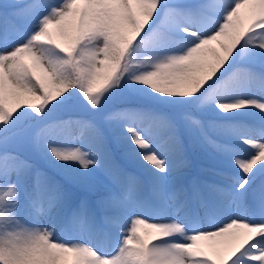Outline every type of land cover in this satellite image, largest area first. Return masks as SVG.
<instances>
[{"label":"snow or ice","instance_id":"1","mask_svg":"<svg viewBox=\"0 0 264 264\" xmlns=\"http://www.w3.org/2000/svg\"><path fill=\"white\" fill-rule=\"evenodd\" d=\"M124 90L186 109L111 111L115 139L83 117L45 122ZM184 136L214 170L180 171ZM34 155L111 183L72 201ZM0 264H264V0L0 5Z\"/></svg>","mask_w":264,"mask_h":264},{"label":"rangeland","instance_id":"2","mask_svg":"<svg viewBox=\"0 0 264 264\" xmlns=\"http://www.w3.org/2000/svg\"><path fill=\"white\" fill-rule=\"evenodd\" d=\"M11 2H12V0H0V5L10 4ZM246 11H247V9H241L242 14L246 13ZM189 39L190 38L183 37V35L181 34V36L178 38V42L183 43V44H187ZM127 93H128V96L130 97L131 95L129 94L128 90L120 91L119 95H120V97H122V96H126ZM71 98H74V97H71ZM38 102L39 101H36L37 104H38ZM108 106H109V104L107 101L104 104L103 108L99 112H95V116H92L93 112L87 111L82 106L81 101H78L74 104V106L72 108V111L74 112V114L69 115L67 117V119L83 117L85 119L93 120L96 123L95 118L99 117V118H101L102 123H104L103 127H107V128L110 127L111 128V130L113 131L112 138L115 139V137L118 136L123 131V127H122V124H117V123L108 124L104 121V116L107 115L109 112L113 111V109H110L111 107H108ZM129 107H137V106L134 105V106H129ZM166 107H168V106H166ZM179 107L180 106H176V107H172V108L179 109ZM25 108H27V107H25ZM139 108H142V109L148 110V111H152V110H149L147 108V106H145V105H142ZM184 108H186V106H184ZM153 111L156 112V110H153ZM181 112H183V110H179V112L175 113V114H177V117L180 115ZM169 115H171V114H169ZM232 115H237V114H232ZM171 116L174 117V115H171ZM31 126H29V127H31ZM97 126H98V124H97ZM185 153H186L187 158L189 160L190 167H189V169H185V168L181 167L180 168L181 172L187 171V173L189 175H194L201 167H208V168H211L213 170L216 167L215 164L213 163L211 157L208 155V152L205 149L199 148V149H194V151H193L192 149H187L185 147ZM35 156L36 155H34L33 157H35ZM39 161H40V159H39ZM39 165H41L40 162H39ZM48 165H49V162H48ZM50 165L54 166L51 163H50ZM60 171H61V176H62V180H63V182L60 184V186H61V188H63L65 190L66 193H68V195L72 201L77 200L78 192L85 194V195L94 194L93 191L88 189L89 184H110L111 183L110 178L107 175H105L104 173H101L99 171L95 172L91 178L86 179V180L78 177V175H77L78 168L77 169L60 168ZM207 177H208V179H215L212 172H209L207 174ZM47 179L49 180L48 177H47ZM50 182H52V181H50ZM172 190L173 189H167L166 191L170 194ZM148 197H150L151 201L154 203L159 202L156 195L152 194L150 189L148 192ZM168 207L170 209L174 210L177 208V204L175 201L169 200L168 201ZM105 214H106V210L104 208H101L99 211V221H98L99 226L107 227V225L104 223ZM149 222H151V218H150Z\"/></svg>","mask_w":264,"mask_h":264},{"label":"trees","instance_id":"3","mask_svg":"<svg viewBox=\"0 0 264 264\" xmlns=\"http://www.w3.org/2000/svg\"><path fill=\"white\" fill-rule=\"evenodd\" d=\"M80 101L78 97H74V98H70L68 101L59 104V106L54 109L47 117H46V121L45 122H54V121H59V120H65L67 119V117L71 114H74V112L72 111V108L74 106V104L76 102ZM39 104V102H38ZM109 106L111 107L110 109L117 110L123 107H129V106H137V107H141L142 105L147 106V108L149 110H156V112H165L167 114H171L174 115V117H177V112H179V110H185L186 108H184V106H180L179 109L176 108H172V107H166V106H160V105H156L151 101H146L145 99H139L137 97H135L134 95H131L130 97L128 96V93L126 94V96H122L120 97L119 92L117 94L116 97H113L112 99H110L108 101ZM27 111H31L28 108H25V112ZM174 111V112H173ZM174 113V114H173ZM92 116H95V113L92 114ZM96 123L98 124V126L102 129H104L106 131V133L112 137L113 135V131L111 130L110 127H103L104 123H102L101 118H95ZM22 123L24 124L25 127H29L33 124V121L28 117L25 116L23 118ZM184 143L186 148L188 149H192L194 151V149H199V148H194L192 146V144L189 142V140L184 136ZM40 159V161H39ZM32 162L34 163L35 168L41 170L42 172L45 173V176H47L49 178V181H52L55 184L60 185L63 180L61 178V171L60 168H57L55 166H51L50 163L48 165V161L46 159H44L42 156L40 155H36L35 157H32ZM39 162L41 163V165H39ZM79 198L80 199H91L94 200L95 196L94 194H90V195H85L82 193H79Z\"/></svg>","mask_w":264,"mask_h":264}]
</instances>
